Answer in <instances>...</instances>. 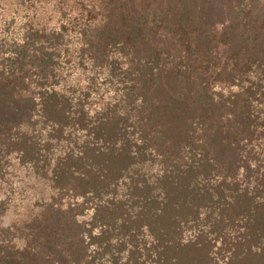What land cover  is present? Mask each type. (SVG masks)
<instances>
[{
  "label": "trees",
  "instance_id": "1",
  "mask_svg": "<svg viewBox=\"0 0 264 264\" xmlns=\"http://www.w3.org/2000/svg\"><path fill=\"white\" fill-rule=\"evenodd\" d=\"M0 264H264V0H0Z\"/></svg>",
  "mask_w": 264,
  "mask_h": 264
}]
</instances>
